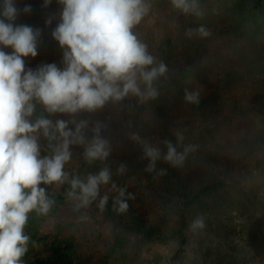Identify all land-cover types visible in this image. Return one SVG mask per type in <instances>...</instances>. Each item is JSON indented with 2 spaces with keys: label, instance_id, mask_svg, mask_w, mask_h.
Listing matches in <instances>:
<instances>
[{
  "label": "rangeland",
  "instance_id": "obj_1",
  "mask_svg": "<svg viewBox=\"0 0 264 264\" xmlns=\"http://www.w3.org/2000/svg\"><path fill=\"white\" fill-rule=\"evenodd\" d=\"M148 2L151 12L134 31L156 63L168 69L153 82L155 98L141 101L129 94L94 113L72 115L50 114L34 101L33 122L39 115L53 124L63 119L74 130L75 123L87 121L88 139L101 124L100 134L112 149L107 160L89 164L84 146L72 144L64 170L69 180H84L108 167L111 180L100 186L95 201L79 209V201L67 195L68 182L40 185L55 205L47 216L29 213L34 224L30 234L24 229L29 241L23 264H264V0H200L203 17L182 13L171 0ZM15 3L21 9L15 23L40 30L38 54L25 58L26 69L51 63L62 69L63 50L52 36L62 5L58 0L47 7L44 0ZM25 5L30 14L23 13ZM201 26L208 37L199 35ZM166 42L171 44L167 57L159 51ZM188 94L197 100H187ZM159 97L164 113L155 108ZM39 135L41 156L51 155L50 141ZM166 141L177 153L190 149L182 165L164 159ZM145 145L160 150L151 171ZM209 186L214 193L192 203L182 223L181 194L195 197ZM121 202L126 211L119 210ZM197 218L205 227L193 231ZM51 244L70 249L56 254Z\"/></svg>",
  "mask_w": 264,
  "mask_h": 264
},
{
  "label": "clouds",
  "instance_id": "obj_2",
  "mask_svg": "<svg viewBox=\"0 0 264 264\" xmlns=\"http://www.w3.org/2000/svg\"><path fill=\"white\" fill-rule=\"evenodd\" d=\"M51 0H44V7ZM62 5L60 23L52 32L63 50L64 67L43 64L36 70L25 66V58H35L40 30L28 24H17L21 9L15 0L0 3V264H23L29 237L24 229L29 213L47 216L55 205L40 185L70 184L69 199H76V208L89 206L100 195V186L111 180L108 167L81 180H69L65 165L72 158L70 145L84 146L83 156L89 164L106 161L111 153L110 142L101 136V124L92 129L88 139L84 129L87 121L75 123V129L63 119L53 121L43 116L34 122L29 118L36 110L35 102L50 114L94 113L109 102L122 101L129 94L141 101L155 98L153 82L167 71L156 63L148 45L138 38L134 29L149 16L152 5L148 0H58ZM175 9L184 14L203 17L200 0H171ZM23 13L30 14V5ZM51 23V18L46 21ZM202 38L210 33L197 29ZM191 32H189V35ZM10 48L8 52L5 49ZM144 85V90L141 89ZM186 99L197 100L195 94ZM50 141L51 155L41 156L40 135ZM138 140L139 137H132ZM181 137L178 136V139ZM56 141L53 145L51 142ZM164 159L180 166L184 153H177L166 141ZM149 158L148 171L160 158L158 148L145 145ZM124 171V166L119 168ZM115 187V185H113ZM78 190V192H77ZM120 195L123 196L121 190ZM107 196L100 198L103 210ZM126 203L119 210L126 211ZM193 231L205 227L202 218L192 224Z\"/></svg>",
  "mask_w": 264,
  "mask_h": 264
},
{
  "label": "trees",
  "instance_id": "obj_3",
  "mask_svg": "<svg viewBox=\"0 0 264 264\" xmlns=\"http://www.w3.org/2000/svg\"><path fill=\"white\" fill-rule=\"evenodd\" d=\"M23 24H26V23H23ZM162 44H161V47L159 48V51H160V53H162L164 56L167 57L168 55H170L171 44L169 42L162 43ZM161 102H162V98L159 97L158 99H156V101H155V108L159 112L164 113L163 112V109L161 107ZM196 109L197 110H201V104H196ZM38 117H41V115H39ZM261 162L264 163V155L261 157ZM214 191H215V187L209 186V187H203V188L199 189L198 190V194L195 197H189L187 194L182 193L181 195L183 196V198L185 199V201L182 204L183 208L180 210V221L182 223L185 222L186 213L188 211L187 209L190 207V205L192 203H194L196 200H198L200 198V196L207 195L209 193H214ZM33 224H34V218H32V216L29 214L28 223L25 226V231L27 233L30 234V232H31L30 230L32 229L31 226ZM183 242H185L184 238H183ZM48 248L51 249L52 252H54L56 254H59L61 251L63 252L64 250L67 251V250L70 249V247H68V246H60V248H56V246L54 244H51Z\"/></svg>",
  "mask_w": 264,
  "mask_h": 264
}]
</instances>
